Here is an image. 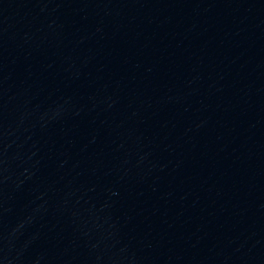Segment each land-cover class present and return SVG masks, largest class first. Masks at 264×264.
<instances>
[{"label": "water", "instance_id": "1", "mask_svg": "<svg viewBox=\"0 0 264 264\" xmlns=\"http://www.w3.org/2000/svg\"><path fill=\"white\" fill-rule=\"evenodd\" d=\"M264 60V0H177Z\"/></svg>", "mask_w": 264, "mask_h": 264}]
</instances>
